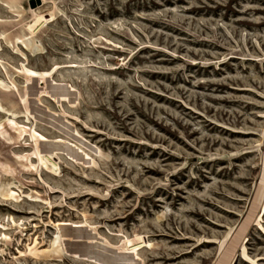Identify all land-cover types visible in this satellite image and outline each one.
<instances>
[{
	"label": "rangeland",
	"instance_id": "374dc122",
	"mask_svg": "<svg viewBox=\"0 0 264 264\" xmlns=\"http://www.w3.org/2000/svg\"><path fill=\"white\" fill-rule=\"evenodd\" d=\"M0 264H264V0H0Z\"/></svg>",
	"mask_w": 264,
	"mask_h": 264
},
{
	"label": "water",
	"instance_id": "95a60500",
	"mask_svg": "<svg viewBox=\"0 0 264 264\" xmlns=\"http://www.w3.org/2000/svg\"><path fill=\"white\" fill-rule=\"evenodd\" d=\"M31 7H33V2H31Z\"/></svg>",
	"mask_w": 264,
	"mask_h": 264
}]
</instances>
